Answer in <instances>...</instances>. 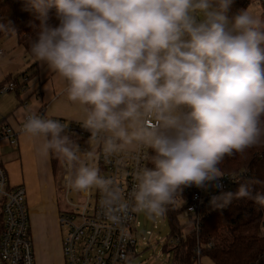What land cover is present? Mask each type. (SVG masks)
I'll list each match as a JSON object with an SVG mask.
<instances>
[{
  "label": "clouds",
  "instance_id": "obj_1",
  "mask_svg": "<svg viewBox=\"0 0 264 264\" xmlns=\"http://www.w3.org/2000/svg\"><path fill=\"white\" fill-rule=\"evenodd\" d=\"M28 3L39 21L30 53L78 106L89 146L82 150L64 123L36 108L22 114L20 132L39 141L42 156L65 164L67 188L101 193V214L112 225L133 212L165 215L186 187H222L226 158L264 148V15L244 9L229 17L234 0ZM95 149L105 158L150 150L128 198L81 162L94 160ZM233 199L264 210V192L246 183L210 203L223 208Z\"/></svg>",
  "mask_w": 264,
  "mask_h": 264
},
{
  "label": "built area",
  "instance_id": "obj_2",
  "mask_svg": "<svg viewBox=\"0 0 264 264\" xmlns=\"http://www.w3.org/2000/svg\"><path fill=\"white\" fill-rule=\"evenodd\" d=\"M258 1L261 3L264 0ZM15 87V83L9 82L1 88L0 93ZM42 116L45 119L50 118ZM51 119L64 123L68 129L65 134L76 140L82 150L89 146L90 134L82 128L81 123L58 118ZM0 138L8 139L13 147L17 146L16 134L10 127L0 126ZM95 151L94 160H87L82 156L81 162L99 168L102 176L114 179L124 191L125 198H128L135 184L136 167L140 164L150 166L146 158L150 150L144 149L134 154L120 153L109 158H105L99 149ZM61 166L63 167V185L59 192V200L62 204L60 225L66 227L62 237L65 264H123L128 258L135 256L138 247L137 212L131 213L120 225H112L101 214V193L93 189L87 193H80L79 198L75 200L71 194L72 190L67 188L65 183L68 169L63 162ZM223 175L224 177L219 180L222 186L220 188H217L215 183L205 189L193 186L189 200L183 209L186 221L191 219L192 223L198 226L201 219L213 207L210 203L211 198L225 191L237 177L235 173L225 172ZM0 209L3 216L0 234V264H37L26 189L24 185L9 184L8 174L1 160ZM181 237L184 235L169 239L166 242V252L167 248L179 242ZM200 250L201 248L197 246V264L200 260ZM122 256L125 257L124 260L120 259Z\"/></svg>",
  "mask_w": 264,
  "mask_h": 264
},
{
  "label": "crops",
  "instance_id": "obj_3",
  "mask_svg": "<svg viewBox=\"0 0 264 264\" xmlns=\"http://www.w3.org/2000/svg\"><path fill=\"white\" fill-rule=\"evenodd\" d=\"M0 51V84L7 76L13 78L18 73H25L17 83L10 80L16 85L14 89L0 93V126L10 127L17 137L16 147H11L8 139L0 138V158L9 184L24 185L26 189L31 234L33 228L36 237L37 264H64L62 233L59 231L62 161L58 159L54 166L51 157L39 153V141L22 135L20 128L22 114L27 109L36 108L44 116L79 123L81 113L78 106L67 99L57 75L36 62L32 55H27L16 35L0 38ZM204 260H207L206 264H212L206 257L200 258L199 264H204Z\"/></svg>",
  "mask_w": 264,
  "mask_h": 264
},
{
  "label": "trees",
  "instance_id": "obj_4",
  "mask_svg": "<svg viewBox=\"0 0 264 264\" xmlns=\"http://www.w3.org/2000/svg\"><path fill=\"white\" fill-rule=\"evenodd\" d=\"M252 1L234 0L229 17L244 10ZM261 3L264 6V1ZM54 13L55 9L49 12L50 23L53 24L56 23ZM38 23L37 13L30 7L28 0H0V38L16 35L27 55H31L30 43L34 38L32 26ZM24 75L21 72L13 78L7 76L0 88L8 82L17 83L18 78ZM51 160L56 166L58 158L53 155ZM220 168L223 173L241 176L239 181L232 182L223 192L235 193L241 183L250 184L255 190L264 192V184L256 183L264 182V148L250 149L226 158ZM192 190L193 186L184 188L164 215L169 222L170 239L184 235L179 242L167 248V252L170 251L172 255V264H197V246L201 248L200 258L206 257L212 264H264V210H258V206L250 200L233 199L226 207L213 206L195 226L191 219L180 221L181 211L177 208L178 201L182 199L187 204ZM2 227L0 209V234Z\"/></svg>",
  "mask_w": 264,
  "mask_h": 264
},
{
  "label": "rangeland",
  "instance_id": "obj_5",
  "mask_svg": "<svg viewBox=\"0 0 264 264\" xmlns=\"http://www.w3.org/2000/svg\"><path fill=\"white\" fill-rule=\"evenodd\" d=\"M263 7H264L263 4L260 3L258 0H253L246 6L245 9H248L258 15H264ZM27 58L30 59L31 57L27 56ZM10 146L12 147V145ZM71 194L73 198L76 200L79 198L80 192H76L72 190ZM185 205H186V200L183 199L178 201L177 203V208L178 210L181 211L179 215L180 221H185L186 219L184 213L182 212ZM59 224H61L60 215H59ZM136 224H138L136 227L138 233L137 252L135 256L128 258L123 264H172L171 253L165 251L166 242L170 239V226L166 217L163 215L161 217L149 218L143 212H137ZM263 226H264V220H263ZM65 230L66 227L64 225L59 226V231L62 233V237L65 233ZM32 240L35 249L36 237L34 235L33 228H32ZM61 250H62L63 262H64L63 249L61 248ZM206 261L207 260L203 261L204 264H206L205 263Z\"/></svg>",
  "mask_w": 264,
  "mask_h": 264
}]
</instances>
